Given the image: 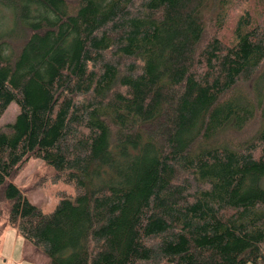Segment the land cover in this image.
<instances>
[{
  "label": "trees",
  "instance_id": "16d2710c",
  "mask_svg": "<svg viewBox=\"0 0 264 264\" xmlns=\"http://www.w3.org/2000/svg\"><path fill=\"white\" fill-rule=\"evenodd\" d=\"M12 101L0 218L45 264H264V0H0Z\"/></svg>",
  "mask_w": 264,
  "mask_h": 264
},
{
  "label": "rangeland",
  "instance_id": "374dc122",
  "mask_svg": "<svg viewBox=\"0 0 264 264\" xmlns=\"http://www.w3.org/2000/svg\"><path fill=\"white\" fill-rule=\"evenodd\" d=\"M18 111L17 103L12 101L0 118V126L12 122ZM13 182L45 213L54 209L61 194L74 193L70 185L54 180L53 169L41 159H29L16 174ZM7 214V209L4 208L0 218V264H45V255L28 243L14 227L7 224Z\"/></svg>",
  "mask_w": 264,
  "mask_h": 264
}]
</instances>
